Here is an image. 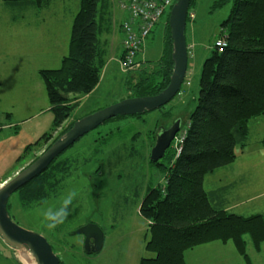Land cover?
<instances>
[{
	"label": "rangeland",
	"instance_id": "374dc122",
	"mask_svg": "<svg viewBox=\"0 0 264 264\" xmlns=\"http://www.w3.org/2000/svg\"><path fill=\"white\" fill-rule=\"evenodd\" d=\"M217 1L194 0L191 5L195 17L187 21L186 27L190 48L188 70L180 93L170 103L139 116L108 120L80 137L59 157L68 160V177L60 190L43 202L23 207L16 193L11 196L12 219L21 227L43 235L63 264H139L141 258L153 256L145 249L148 224L139 207L149 188L165 183V170L150 162L154 135L157 128L169 126L177 116L187 125L197 104L203 63L221 37L220 25L228 18L233 4L229 1L219 7ZM118 2L108 0L107 29L102 37L110 31L112 11L118 16L113 19L114 28L119 25L123 12ZM79 6L80 0H45L39 7L24 8L0 0V185L37 159L75 121L128 98L129 77H137V71L122 70L116 61H110L96 89L78 98L79 106L71 117L52 131L54 116L40 71L61 66L69 50L72 22ZM165 30L166 16L148 36L143 48L149 60L145 67L150 65L149 69L163 55ZM167 115L172 118L167 119ZM4 126L8 127L2 129ZM46 132H50L49 138L33 146L18 161L26 148ZM259 141L260 137L254 135L244 155L237 146L236 161L230 166L238 171L250 167L255 183L264 182V157L257 156L259 152L264 155V149ZM159 162L169 165L165 158ZM73 192L76 196L70 216L54 231L48 230L43 213L59 207L63 198ZM249 198L244 197L247 202L244 212L252 214L257 210L254 205H263L264 198L248 202ZM90 223L102 229L104 243L99 252L86 254L85 237L75 231ZM244 239L248 259L232 241H214L188 250L186 262L264 264V243L256 250L250 235ZM8 247L0 237V264H9L6 258L13 257ZM16 255L29 264L26 252L16 250Z\"/></svg>",
	"mask_w": 264,
	"mask_h": 264
},
{
	"label": "trees",
	"instance_id": "16d2710c",
	"mask_svg": "<svg viewBox=\"0 0 264 264\" xmlns=\"http://www.w3.org/2000/svg\"><path fill=\"white\" fill-rule=\"evenodd\" d=\"M3 1L24 8L39 7L45 2ZM229 1L233 3L231 12L220 25V36L226 38L228 45L222 51L214 47L203 63L197 104L187 119L182 152L177 156L171 145L164 157L169 165L150 161L165 170L166 175L164 184L149 188L139 207L140 214L149 222L145 249L153 254L141 258L139 264H188V250L214 241H232L248 259L244 236L250 235L256 250L264 243V216L244 217L227 212L204 187L208 174L234 163L236 147L243 148L247 143L249 122L264 115V0H218L216 4L221 7ZM108 8V0H80L72 22L69 50L61 66L40 71L54 116L52 131L71 117L79 106L78 98L93 92L101 81L107 61L101 35L107 29ZM168 20L169 14L162 57L151 69L142 63L135 70L137 77H129L128 98L157 95L168 86L174 67ZM171 118L167 115V119ZM177 118L181 117L173 119ZM49 133L30 144L18 161L33 146L49 138ZM59 157L16 191L23 207L41 203L60 190L68 177L69 163ZM9 206L10 201L8 210Z\"/></svg>",
	"mask_w": 264,
	"mask_h": 264
},
{
	"label": "water",
	"instance_id": "95a60500",
	"mask_svg": "<svg viewBox=\"0 0 264 264\" xmlns=\"http://www.w3.org/2000/svg\"><path fill=\"white\" fill-rule=\"evenodd\" d=\"M190 3L191 0H176L169 14L173 47L171 57L174 67L170 82L163 91L157 95L123 99L75 121L71 129L57 138L37 159L0 185V237L10 248L26 252L35 264H60L52 245L43 235L21 227L12 219L8 210L10 198L45 171L55 159L86 133L118 116H138L159 109L180 93L189 62L186 27ZM181 127L182 119L177 118L168 129L158 130L150 153L151 162H159L165 157ZM75 234L84 235L86 254L96 253L102 249L104 232L98 225L87 224L77 229Z\"/></svg>",
	"mask_w": 264,
	"mask_h": 264
},
{
	"label": "crops",
	"instance_id": "0c3cea01",
	"mask_svg": "<svg viewBox=\"0 0 264 264\" xmlns=\"http://www.w3.org/2000/svg\"><path fill=\"white\" fill-rule=\"evenodd\" d=\"M121 11L123 12V14L119 18L120 22L119 25L116 27V29L113 26V19L114 17L118 18V16L117 15L115 16V14L112 11V19H110L111 20L110 31L106 32V34H104L103 37L101 35L102 37L101 40L103 41L107 52L106 55L107 61L103 68V71L105 67L108 66L110 61H116L117 65L120 66V60L122 59L124 54L123 40L125 35H124L123 23L127 21L129 16L127 12L123 10ZM34 24L35 22L32 21V25ZM163 47L164 48L162 54L164 53V50L166 48L165 37H164ZM146 59L147 58L145 56V52L142 50V52L138 55L137 60L142 63L149 62V60ZM158 60L159 59H157V61ZM86 96L87 95H85V97ZM248 126H249V135H248L247 143L245 147L243 148L239 147L238 149V151H240L241 153L243 152L242 153L243 155H244V150H246L247 146L250 144V142H252V138L254 137V135L260 137V141L258 143L260 144L262 149H264V115L252 119L249 122ZM7 127L8 126H4L2 129H6ZM257 156L264 157V155L261 152H259ZM236 158H237V151H236ZM233 164L234 163H232L227 167L218 169L213 173L208 174L204 180V187L206 191L209 193H213L217 205L227 212H232L244 217H250L255 215L264 216V204L263 205L258 204V207L257 205H254V207H256L257 210H254L252 214H250V212H244L246 211L244 210L245 209L244 205L245 203H247L244 201V197L249 198L250 196H252L248 199V202L252 200L256 201L254 198H264V182L260 180L258 183H255L253 176L250 175L253 172V170H251L250 167H247L245 169H240V171H238L233 169V167L231 169L230 166H232ZM208 184L209 186H207ZM147 224L149 227L148 220H147ZM8 250H10L11 254L13 255L12 258H6L9 264H25L22 261V259L18 258V256L16 255V250L10 247H8Z\"/></svg>",
	"mask_w": 264,
	"mask_h": 264
},
{
	"label": "built area",
	"instance_id": "2783aa9c",
	"mask_svg": "<svg viewBox=\"0 0 264 264\" xmlns=\"http://www.w3.org/2000/svg\"><path fill=\"white\" fill-rule=\"evenodd\" d=\"M175 1L176 0H119V7L121 10L127 12L129 16L127 21L123 23L125 36L123 40L124 54L120 60V67L122 70L135 71L141 67L142 62L137 60L138 55L142 52L148 36L152 33L156 25L168 15ZM194 17L195 15L193 12L188 13L189 20H193ZM227 45L226 38L219 37L215 41L214 47L222 51ZM186 129L187 125H182L175 137L174 147L177 150V156L182 152V145L187 134Z\"/></svg>",
	"mask_w": 264,
	"mask_h": 264
},
{
	"label": "clouds",
	"instance_id": "9594fccd",
	"mask_svg": "<svg viewBox=\"0 0 264 264\" xmlns=\"http://www.w3.org/2000/svg\"><path fill=\"white\" fill-rule=\"evenodd\" d=\"M76 193H71L67 197L63 198L60 206L53 209L49 208L43 213L44 226L54 231L59 225L63 224L72 212V205Z\"/></svg>",
	"mask_w": 264,
	"mask_h": 264
},
{
	"label": "flooded vegetation",
	"instance_id": "af4514ba",
	"mask_svg": "<svg viewBox=\"0 0 264 264\" xmlns=\"http://www.w3.org/2000/svg\"><path fill=\"white\" fill-rule=\"evenodd\" d=\"M174 120L175 119H173L172 120V122H171V124L169 125V126H166V127H164V125L161 127V128H163V129H168L171 125H172V123L174 122ZM160 128H157V130H156V132H155V135H154V144H155V141H156V134H157V132H158V130H159Z\"/></svg>",
	"mask_w": 264,
	"mask_h": 264
},
{
	"label": "bare ground",
	"instance_id": "6f19581e",
	"mask_svg": "<svg viewBox=\"0 0 264 264\" xmlns=\"http://www.w3.org/2000/svg\"><path fill=\"white\" fill-rule=\"evenodd\" d=\"M27 260L29 261V264H35L34 260L30 257L29 254H27ZM23 261H24V259H23Z\"/></svg>",
	"mask_w": 264,
	"mask_h": 264
}]
</instances>
